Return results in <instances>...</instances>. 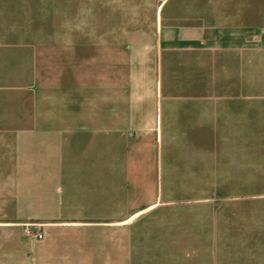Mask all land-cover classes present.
<instances>
[{"label":"crops","instance_id":"obj_1","mask_svg":"<svg viewBox=\"0 0 264 264\" xmlns=\"http://www.w3.org/2000/svg\"><path fill=\"white\" fill-rule=\"evenodd\" d=\"M0 264H264V0H0Z\"/></svg>","mask_w":264,"mask_h":264},{"label":"built area","instance_id":"obj_2","mask_svg":"<svg viewBox=\"0 0 264 264\" xmlns=\"http://www.w3.org/2000/svg\"><path fill=\"white\" fill-rule=\"evenodd\" d=\"M25 233L37 239L43 238V233L41 231H34L28 225L25 228Z\"/></svg>","mask_w":264,"mask_h":264},{"label":"rangeland","instance_id":"obj_3","mask_svg":"<svg viewBox=\"0 0 264 264\" xmlns=\"http://www.w3.org/2000/svg\"><path fill=\"white\" fill-rule=\"evenodd\" d=\"M45 27H46V30L47 31H53V28H54V24L52 25V24H46L45 25ZM42 28H43V25H41V24H38V25H32V31H41L42 30ZM33 57H32V61H33ZM32 238H34V237H32Z\"/></svg>","mask_w":264,"mask_h":264}]
</instances>
